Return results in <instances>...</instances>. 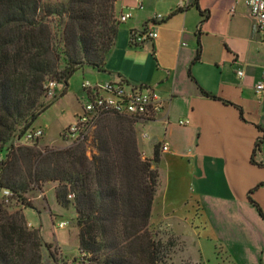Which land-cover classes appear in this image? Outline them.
<instances>
[{
	"label": "crops",
	"instance_id": "0c3cea01",
	"mask_svg": "<svg viewBox=\"0 0 264 264\" xmlns=\"http://www.w3.org/2000/svg\"><path fill=\"white\" fill-rule=\"evenodd\" d=\"M128 9L100 71L105 78L94 82L122 77L163 102L135 129L140 153L151 158L144 145L159 148L149 227L177 229L193 264H264V185L253 189L264 182V93H254L264 44L248 8L243 0H117L116 19ZM155 15L163 19L152 27L156 39L132 48L131 32L151 28Z\"/></svg>",
	"mask_w": 264,
	"mask_h": 264
},
{
	"label": "trees",
	"instance_id": "16d2710c",
	"mask_svg": "<svg viewBox=\"0 0 264 264\" xmlns=\"http://www.w3.org/2000/svg\"><path fill=\"white\" fill-rule=\"evenodd\" d=\"M116 1L56 0L52 5L45 0H0V153L7 151L0 162V190L8 189L25 207L23 194L40 190L44 182L58 185L54 196L62 207L72 193L78 250L89 255V264H162L172 243L157 239L149 227L159 148H153L151 158L141 156L137 121L102 115L88 140L49 155L13 144L15 136L65 95L68 80L79 69L102 71L117 36ZM199 54L197 41L193 62ZM47 81L63 88L49 103L37 105ZM19 125L22 129L16 131ZM87 143L94 148L84 152L81 146ZM41 248L50 253L40 229L27 228L21 210L9 212L0 202V264H42Z\"/></svg>",
	"mask_w": 264,
	"mask_h": 264
},
{
	"label": "rangeland",
	"instance_id": "374dc122",
	"mask_svg": "<svg viewBox=\"0 0 264 264\" xmlns=\"http://www.w3.org/2000/svg\"><path fill=\"white\" fill-rule=\"evenodd\" d=\"M45 1L53 5L56 0ZM50 27L52 29V33H55V24L51 23ZM64 65V58L61 57L59 68L62 69ZM104 78V75L96 69H92L90 67H83L79 69L69 79V82H67V96L57 104L53 105L59 98L55 100L52 104L53 106L51 105L50 108L47 109L48 111L41 114L29 127L41 128L44 133L43 137L29 145L13 144L17 147L19 146V149H30L40 153L41 155H49V153L52 152H64L73 147L72 143L63 139L62 134L64 129H66L67 126L74 121L76 112L78 113L79 111H77L76 107L83 102V98L81 99L83 94L81 83L84 81L94 82L96 79L103 80ZM62 88L63 86L58 84L56 94H58ZM74 97H76L75 101ZM51 100L52 98L44 95L38 101L37 105L47 104ZM137 126L138 125L135 124L134 128L136 129ZM16 129V131H20L22 127L19 125ZM93 148V145L90 143H87L85 147L81 146V149L84 152L86 149L92 151ZM143 148L147 155L152 154L151 149L146 144ZM140 154L142 157L147 158L144 154ZM0 155H7L6 149H4ZM155 166L157 168V164H155ZM160 167V170L165 171L164 165ZM58 188L59 187L55 182L48 181L41 184L40 190L33 188L29 189L23 194L25 203H28L26 207L20 204V201H18L15 197H1L0 195V202L3 203L4 207L9 212H14L15 210L22 211L26 219L27 228L31 230L37 228L40 229L41 237L43 241L49 245L50 252L48 253L45 248H41L42 264L51 263L50 254L55 260L62 258L65 260V264H71L74 262L73 259L75 260V258L79 256V253H81L78 250L77 226L76 219L74 217V210L72 209L71 204L72 199H68L66 197V199L70 202L66 207H62L57 204L54 194ZM60 220L67 221L68 225L64 229L54 230L52 223H57ZM28 222L31 224L30 226L28 225ZM150 228L151 231L156 234L157 239H161L163 243H166L167 241L172 243V246L169 247V250L166 253V258H164V262L162 264H193L190 254H195V252L193 249H188L190 242L185 241L177 229L173 230L172 228L170 229L167 227ZM184 235L186 236V233ZM188 236H191L190 232ZM86 258L88 260V254L86 255Z\"/></svg>",
	"mask_w": 264,
	"mask_h": 264
},
{
	"label": "built area",
	"instance_id": "2783aa9c",
	"mask_svg": "<svg viewBox=\"0 0 264 264\" xmlns=\"http://www.w3.org/2000/svg\"><path fill=\"white\" fill-rule=\"evenodd\" d=\"M248 8L253 20L255 30L261 43L264 44V0H243ZM141 9V6L139 7ZM132 16V10L128 9L122 13L117 22L123 24ZM160 15H155L144 29L137 33L130 34V45L139 46L144 41L155 40L157 34L152 27L162 21ZM242 72H237L238 77H242ZM58 83L47 81L43 86L44 95L54 98ZM83 91V102L79 105V111L76 113L74 121L70 123L63 131V139L70 143H80L89 139L94 128L96 120L105 114H114L129 117L137 121L136 124L153 121L163 110V102L153 88L145 85H136L128 82L122 77H115L105 82L84 81L81 83ZM255 95L264 93V70L260 74L259 80L254 85ZM180 126H187L188 121H178ZM44 133L41 128H28L21 135L15 136L13 143L29 145L43 137ZM162 152H167L166 144L160 147ZM89 154V152H88ZM3 156L0 155V162ZM1 197L12 196L8 189H1ZM68 199L73 198V194H67ZM28 225L31 224L28 222ZM53 229H64L67 221L60 220L52 223ZM60 251V250H59ZM60 253V252H59ZM87 254L79 253V256L73 259L71 264H89ZM50 264H65V260L59 258L55 260L50 254Z\"/></svg>",
	"mask_w": 264,
	"mask_h": 264
}]
</instances>
